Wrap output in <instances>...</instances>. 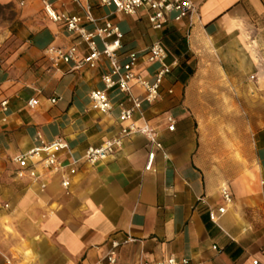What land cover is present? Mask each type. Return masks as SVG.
Listing matches in <instances>:
<instances>
[{
  "label": "crops",
  "instance_id": "crops-1",
  "mask_svg": "<svg viewBox=\"0 0 264 264\" xmlns=\"http://www.w3.org/2000/svg\"><path fill=\"white\" fill-rule=\"evenodd\" d=\"M80 1L83 6L52 0V6L72 14L90 6L98 24H118L121 58L161 39L169 62L177 59L163 84L173 93L144 107L162 148L138 133L114 156L89 165L87 149L122 126L118 109L99 113L89 98L104 86L108 58L94 68L69 71L62 64L56 71L45 49L71 44L75 35L47 16L42 0H0L14 11L11 19L0 18V102L8 101L6 110L0 105V264H94L110 237L127 234L137 241L121 247L118 264H137L141 252L151 260L175 254L194 264H264V0H192L193 25L170 21L158 30L147 15H130L135 22L123 29L127 14L99 0ZM157 68L143 56L137 73L150 79ZM208 86L212 93H205ZM133 90L143 94L137 84ZM111 96L121 98L116 89ZM32 97L39 99L33 108ZM168 114L176 119L174 130ZM136 121L143 123L139 115ZM38 135L64 138L60 158L77 170L68 192L64 171L42 170L44 190L14 176L13 158ZM223 186L233 199L213 222L209 210L224 204Z\"/></svg>",
  "mask_w": 264,
  "mask_h": 264
},
{
  "label": "built area",
  "instance_id": "built-area-1",
  "mask_svg": "<svg viewBox=\"0 0 264 264\" xmlns=\"http://www.w3.org/2000/svg\"><path fill=\"white\" fill-rule=\"evenodd\" d=\"M79 6H83L80 0H74ZM44 11L47 16L55 22L63 25L67 31L75 35V40L68 45H50L44 55L51 63L52 68L62 72L61 65H70L69 71L78 70L83 67L94 68L102 56L108 58L110 68L101 76L103 88L91 90L89 98L93 110L112 115L118 109L117 119L122 124L118 134L105 140L99 146H91L85 154V161L89 165H96L114 156L124 145L125 141L138 133L145 134L152 147L162 148L157 139V134L145 117V105H152L163 98V84L166 77L178 64L177 59L169 62L170 51L161 39L155 40L142 51H131L125 58H121L119 50L122 48L123 33L120 26L106 19L98 24V19L92 14L91 7L86 6L85 13L58 12L52 6V0H42ZM23 4V2H21ZM102 6H113L117 12L128 15H147L151 28L163 29L170 21H182L187 19L188 24H194L197 17V9L192 0H99ZM140 17V18H141ZM88 24L94 28L89 29ZM97 40L102 43L98 47ZM82 47L87 50L82 52ZM146 58L147 63L157 64L158 68L152 78L146 79L137 73L139 59ZM137 84L143 89V94H136L133 85ZM116 89L121 98L114 102L111 91ZM173 93V89H168ZM52 103L56 99H51ZM7 100L0 102L4 110L7 109ZM39 99L32 97L28 101L30 107H36ZM142 119V125L136 121V116ZM168 128L174 130L176 119L173 115H167ZM67 147L62 137L51 140L37 137L36 144L24 153L13 158L16 164L14 176L16 178H28L38 184L40 190L47 187L42 179L41 172L52 173L63 172L62 187L68 192L72 177L77 170L74 165H66L60 158V152ZM155 159L153 149L149 152L147 168L150 169ZM224 204L217 208H210L209 217L217 222L227 212V206L232 202V194L227 186L221 188ZM202 201V198H199ZM137 239L127 234L124 238L110 237L109 248L94 264H118L121 247L136 242ZM214 248H217L214 245ZM10 259L7 262L10 263ZM255 264L257 261L254 262ZM137 264H194L188 257H180L175 254L151 260L148 255L141 252Z\"/></svg>",
  "mask_w": 264,
  "mask_h": 264
},
{
  "label": "rangeland",
  "instance_id": "rangeland-1",
  "mask_svg": "<svg viewBox=\"0 0 264 264\" xmlns=\"http://www.w3.org/2000/svg\"><path fill=\"white\" fill-rule=\"evenodd\" d=\"M14 16V11L11 9V7H7V6H2V7H0V18H6V19H11L12 17ZM126 17H125V21L122 23V28L123 29H125V26L127 25V24H129V23H134L135 22V19H134V17L133 16H130V15H125ZM144 30H142V32H143ZM143 36H147V33L144 31L143 32ZM194 72H196V71H194ZM172 78H173V80H175L176 79V77H175V75L173 76L172 75ZM212 89H213V87L212 86H208V87H206V89H205V93H207V94H209V93H212L213 91H212ZM196 87H195V89L192 91V93H196ZM165 95H171L170 93H168V91H167V88L164 86L163 87V98H164V96ZM212 104L213 103H210V105L212 106Z\"/></svg>",
  "mask_w": 264,
  "mask_h": 264
},
{
  "label": "trees",
  "instance_id": "trees-1",
  "mask_svg": "<svg viewBox=\"0 0 264 264\" xmlns=\"http://www.w3.org/2000/svg\"><path fill=\"white\" fill-rule=\"evenodd\" d=\"M0 7H2V5H0ZM7 7H11V5H7ZM188 74H192V70H190Z\"/></svg>",
  "mask_w": 264,
  "mask_h": 264
}]
</instances>
